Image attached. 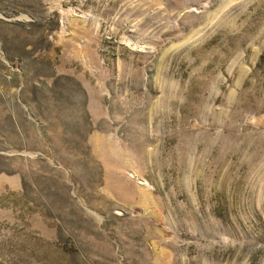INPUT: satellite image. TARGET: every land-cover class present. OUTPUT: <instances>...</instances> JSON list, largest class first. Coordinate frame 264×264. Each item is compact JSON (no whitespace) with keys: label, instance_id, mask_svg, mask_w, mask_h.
<instances>
[{"label":"rangeland","instance_id":"obj_1","mask_svg":"<svg viewBox=\"0 0 264 264\" xmlns=\"http://www.w3.org/2000/svg\"><path fill=\"white\" fill-rule=\"evenodd\" d=\"M0 264H264V0H0Z\"/></svg>","mask_w":264,"mask_h":264},{"label":"bare ground","instance_id":"obj_2","mask_svg":"<svg viewBox=\"0 0 264 264\" xmlns=\"http://www.w3.org/2000/svg\"><path fill=\"white\" fill-rule=\"evenodd\" d=\"M129 175H130V176H132V177H135V174H134V172L130 173ZM138 180H139V182H141V181H142L141 179H138Z\"/></svg>","mask_w":264,"mask_h":264}]
</instances>
